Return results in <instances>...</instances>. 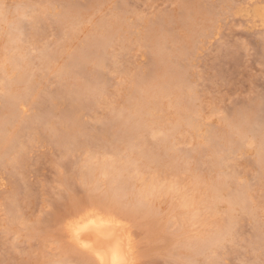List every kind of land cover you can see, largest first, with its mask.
<instances>
[{
    "label": "rangeland",
    "instance_id": "1",
    "mask_svg": "<svg viewBox=\"0 0 264 264\" xmlns=\"http://www.w3.org/2000/svg\"><path fill=\"white\" fill-rule=\"evenodd\" d=\"M4 1H0V6L8 8L5 9L8 18L12 19L16 10L22 8L28 14L23 18L21 43L29 53L28 74H31L34 87L20 104L27 121L23 117L22 120L10 116L5 119V128L4 125L0 127L2 130L7 128L5 132H11L9 135L17 130L16 144L22 155L12 151L15 156L10 152L0 162V264H54L55 261V264L59 261L60 264H81L82 257V264L88 261L70 246L63 225L66 219L92 200L95 202L98 197L105 196L101 194L105 192L106 185L101 183L100 192L95 191V198L90 202L92 196L88 197V194L91 187L81 176L85 169L83 165L90 157L94 160L112 159L114 153L111 149L115 144L123 148L124 143L122 145L118 140L121 132L115 123L109 122L108 116L111 110L115 115L122 111L127 102L133 101L134 92L131 94V91L139 90L154 77L153 48L156 45L146 38L148 31L155 29L161 34L158 40L161 44L158 43L165 54L164 64L177 77L173 91L184 93L185 100L196 104L194 107H198V114L193 117L201 122L200 130L182 128L183 131L173 138L174 149L179 157L183 154L185 158L181 159L184 166L196 168V171L188 170L182 176L179 173L177 180L186 183L193 173H199L203 185L209 179L227 174L221 178L229 185V176L237 178L235 183L241 180L244 186H249L253 199L250 206H255L252 205V211L256 214L234 206L237 207L233 210L234 216H237L232 234L226 235L222 244L206 251L203 256L189 257L187 248L179 244L185 236H177L175 229H170L177 221L173 218L175 214L171 206L179 200H175L170 191L164 195L167 192L164 190L155 197L148 196L147 200L157 215L145 216L133 211L135 216L130 214L128 218H132L128 227L133 229L135 264H264V185L260 184L256 155L259 149L256 145L261 141L258 134L264 131V18H252L255 11L264 15V0ZM19 4L21 6L17 8ZM67 9L77 10L84 22L69 41V47H65L61 59L50 61L53 72L51 69L42 71L38 68L41 53L55 51L59 44H63L58 24ZM31 16L37 17L38 21L34 23ZM109 18L115 19L121 28L110 37L105 51L102 50L97 61L89 60L82 66L68 68L69 73L65 76L66 62L86 43L88 37L85 35L96 33L100 24L110 21ZM5 29L6 23L0 22L1 49L4 47ZM5 66L7 72L11 71L10 65ZM77 83L85 88L82 93L76 91ZM21 86L14 88L21 91ZM3 95L4 91L0 89V114ZM167 102L170 98L163 100L164 108L169 105ZM172 112L174 110L170 108V114H167L174 119L176 115ZM246 113L251 117L253 137L249 133V138L242 141V152L236 148L227 149L223 143L217 144L216 149L206 143L207 135L225 131L235 115ZM73 114L78 117V132L74 138L62 137L61 125L67 115ZM104 129L107 132L105 136L102 134ZM145 135L149 148L157 145L158 138L152 137L149 129ZM198 150L202 152L197 154ZM215 156L220 157L225 174H217L212 169L211 162ZM13 157L17 161L10 165ZM170 164V161L165 162V166H161L163 169L157 167L159 170L156 167L142 169L143 172L146 170L144 176L133 180L136 191L147 193L149 184L146 183L153 176L171 177L170 168L167 169ZM131 168L129 171L133 170ZM139 180L146 183L140 185L142 182ZM232 180L230 187L235 190L236 184ZM128 189L127 186V193ZM126 196L121 198V203L115 197L105 196L107 202L110 201L108 205L104 200L103 203L109 207L107 209H114L112 206L126 203ZM222 198L217 200L218 217L225 216L228 209L227 197L225 201ZM13 216L19 219L16 226ZM195 228L203 230L202 233L208 232L206 226Z\"/></svg>",
    "mask_w": 264,
    "mask_h": 264
},
{
    "label": "bare ground",
    "instance_id": "2",
    "mask_svg": "<svg viewBox=\"0 0 264 264\" xmlns=\"http://www.w3.org/2000/svg\"><path fill=\"white\" fill-rule=\"evenodd\" d=\"M18 6L21 5H17V8ZM9 7L10 9L12 8V6ZM14 8H16V6H14ZM14 8L12 9L13 11L15 10ZM5 9L8 8L5 7ZM5 9L0 6V22L6 23V29L3 33V36L5 38L3 42L4 47L3 49H1L2 46L0 47V49L3 50V53H0V57H2V59L0 58V89L4 91V95L2 97L3 108L0 114V127L1 125H4V128L5 119L7 117L12 116L18 119L19 117H23L22 111L20 109V104L26 96V93L32 90V88L34 87V83H32L31 81V74H28V66L30 64V58L28 55L29 53L27 52L25 45L21 43L23 18L28 17V14L25 9H18L16 10V15L14 14V12H11L15 16L11 14L13 18L11 17L12 19H10L8 18V13L5 11ZM76 11L67 9L63 13V15H61L58 27L59 32H61L62 34L63 44L61 43L62 45L59 44L60 46H56L57 48L56 50L54 49L55 51L41 53V56L39 57L40 65L38 68L42 71L50 69L52 71L53 67L50 66V61H57L59 57L61 59V55L63 54L62 52H65V47L68 46L69 41L75 37L76 32L79 29L78 27L81 28V24L84 22V20L82 19L83 16H81V14ZM85 17H87V15ZM193 18H195V16ZM252 18L263 19L264 15L260 11H255ZM31 19L34 21V23L38 21V18L35 16H31ZM108 20H110V18ZM121 26L124 27L123 25ZM120 28L121 27L119 23H117V21L113 19L110 21L102 22L98 28L99 30L96 33H86L87 35H85V37H88L86 38L87 40L85 39L86 43L83 42L84 45H82V47L80 46L81 48H79L77 52L74 50L76 53L74 55L72 54L73 56L71 59L69 58L70 60H67L66 65L64 64L65 69L67 67V69L64 71V75L66 76L69 73L68 68L82 66V64H85L89 60L90 62L97 61L102 50L105 51L104 49L106 48L108 44L107 42L110 37H113V35L117 32V30L119 31ZM160 35V32L156 29L149 30L146 38L149 39L154 45H156L155 48H153V70L155 73L154 77L147 81L144 85H142L139 90L131 91V94L132 92H134L133 101L127 102L128 104L122 111L118 112V114L115 115L113 113V110H111L108 116L109 122L115 123L116 129L121 132L118 140L122 141L121 144L124 143V145L122 144L123 148L121 147V145L116 144L114 145V148H112L111 146V150L114 153H112V159L106 158L94 160L93 157H90V159L83 165V167L85 166V169L83 168L85 171L82 170L83 174L81 175L85 180L82 181L86 182L91 187L89 189L88 197L92 196L93 198H89L90 202L95 198V195L93 194L95 191H99V184L101 183H104V185H106L105 192L101 194V196L105 195L109 198L110 196H112L113 198L115 197L117 198V202L120 200V203L121 198L123 196H126L125 194H127L129 197H126L130 199L128 200L124 198L126 199L124 200L126 203L122 205L119 204L116 206H112L114 207V209H107L109 207L106 208L103 202H107L108 198H106L105 196L101 198L98 197L99 200H95V202H93L92 200L90 204H86L87 206L75 212L72 217L66 219L63 225V230L68 239V242L70 243V246L75 248L78 252L85 256L86 260L88 259V261H86V264H118V261L123 259L125 256L130 261H134L135 264L136 257L134 248L136 247H134L135 242H133V236L131 234L133 229L131 227H128V222L129 226H131V222L129 220H132V218H128H130V214L135 213L136 211L137 214L138 212H140L141 215L143 214L146 216L152 214L153 216L154 209L151 206V202H148L147 197H155L163 190V192L167 191L164 195L169 194L170 191V193L172 192L171 194H173L174 199L179 200L178 202L173 200L174 203L171 206V211L172 213L174 212L173 214H175L174 216L176 217H174L173 215L172 216L173 218H176L177 221L172 223L170 229L174 228L176 231L174 233H176L175 235L177 236L180 234L182 236H185L184 241L180 240L179 244H181L180 246L187 248L186 254L188 253L189 257H196V255L200 254H202L203 256L206 251L222 244L224 237L226 235L228 236L233 231V228L235 226L237 215L234 216L235 213L233 212V210L237 209V207L234 208V206H240V209L243 208L244 210H249L248 212L252 211V208L254 206L253 204H251V206L253 205L252 207L250 206V200L253 199H251V192H249L250 189L248 188L249 186L247 184L245 185H247L248 187L244 186V184H242V181L240 180L241 183L238 181L239 186H237L238 182L235 183L237 178L234 177L235 179H233L231 178L232 176H229L228 180H230V183L232 179V181L235 180L234 183L237 187L233 186L234 189H236H231V184L233 182L231 184L227 182V184L229 185H226L225 181L227 180H224L222 178L227 174L224 176L221 175L225 173L224 169H222L221 167V161H219L220 157L218 156H215L213 158L211 164L213 167L212 169L216 171L217 174L219 173L221 175L220 178L217 177L215 179H209L208 182H205L202 185L199 173L198 175H195L193 173V176H191L190 180L186 183L182 182L183 180L181 181V179L177 180L179 173L181 174L180 176H182L186 174L188 170H191L193 172L195 169L196 171V168L190 169L184 166V162L181 159L185 158L183 157V154L181 157H179L180 154L177 153V151L174 149L173 138L175 134H179L178 132L183 131L181 130L182 128H188L194 131L200 130L201 122L197 121L193 117L194 115L198 114V107H194V105L196 104L193 103L194 105H192V102L189 103V100H185L186 95L184 93L182 94L173 91L174 81L177 79V77L176 75L171 74L169 71L171 70V68L168 69V66L164 64L165 54L163 53V49H161L162 46L160 47L159 45V43L161 44V42L158 41L160 40ZM78 37L79 36H77V38ZM62 60L64 59L62 58ZM5 64L11 66V71L9 70L10 74L9 72H7L8 68L6 69ZM57 64H59V62ZM59 73H62V71L60 70ZM158 78L160 79L158 80ZM20 84L23 85L21 86L24 89H22L23 91H20V89H15L16 86L18 87V85ZM76 88V91L78 93H82L85 89L81 83H77ZM140 90H142V92ZM169 98L170 102H167L169 103V105L166 103L168 106L166 105L167 107L164 108L163 100ZM170 108L174 110V112L172 113L176 115H173L175 116L174 119L170 118V115H168L171 113L170 110V113H168V109ZM158 113H162V115L164 113L165 115L159 116ZM25 120L23 122L27 121ZM119 120H121L120 123L116 124L117 122H119ZM250 121L251 117L247 113L235 115L233 119L228 123V129H226L225 131H216L212 132L209 135L205 133L207 135L205 141L213 149L217 148V144L223 143L227 149L236 148L238 149V151L242 152V141L246 137L249 138V133H251L250 135H252L253 137V134L251 132L252 130L250 129ZM77 123V115H67L60 129L62 137L64 136L65 138H74L78 132ZM147 129L150 130L152 137H155L156 139L158 138L157 145L153 147L150 146V148L148 141L145 139ZM5 130H2V128H0V134L2 131V134L0 135V162H2L3 157L6 154L12 151H14L15 154L21 153V150H19L20 148H18L16 144L18 133L17 130L12 132L11 135H9L11 132L8 131V133L5 132ZM189 132H191V130ZM102 134L104 136L107 134L106 129L103 130ZM206 135H204V137ZM234 135H237L236 138H234ZM258 135L261 141L260 145H256L257 149L259 148L258 151H256V155L257 165L261 173L260 184L263 186L264 131H262ZM14 152L11 153L12 156L14 155ZM122 152L125 154H123ZM198 152L201 153L202 150H198L197 154ZM167 160L171 162L170 167L168 165L167 169L170 168L169 171L172 173V178H160L157 176H153L151 180L147 181L148 183L139 180V182H142L140 183V185L144 183L149 184V186L145 185V187L147 186V189L149 190H146V192L148 191L147 193L137 192L134 188L135 183L133 182L135 181L133 180H137L139 177H142V175L144 176L146 170L145 172H143L142 169H148L152 167L153 169L155 167V169H158L157 167L163 169L161 166L164 167L165 165L163 164H165V162H168ZM16 161L17 159H14L13 157V161H11L9 164L11 165ZM130 167H133L131 168L133 169L132 171H129ZM174 177L176 180L173 179ZM227 177L225 179H227ZM130 180H132V182ZM146 180L147 178H145L144 181ZM127 186L130 188V190L128 189L129 193H127L128 191L125 190ZM228 188L230 190H228ZM124 190L126 191V193L121 196ZM143 190H145V188ZM231 190H233L234 192H232ZM221 197H227L225 199L228 200L227 203H229L231 206L230 207L228 204V209L225 210L227 212H224L225 216L223 215L224 217L220 216V213L219 216L222 218L216 216L217 200H219ZM10 210L12 211V208H10ZM150 211L152 213H150ZM253 213L254 215L256 214V212L252 211V215ZM154 214L157 215L156 212ZM132 216L134 217L135 215L132 214L131 217ZM12 218L15 219L14 226H16V223L19 222V219L14 216ZM13 219H11V222ZM168 222L169 221L167 220V223ZM174 223H176V226ZM200 226L208 227V230H206L208 232L202 233L203 230H196L195 227ZM193 228L195 229L193 230ZM73 231L79 233V245L72 242ZM130 248L131 251H129ZM181 250H183V248ZM83 258L84 257L80 259L81 264ZM60 262L61 261H59L58 264H60ZM62 262L64 261L62 260Z\"/></svg>",
    "mask_w": 264,
    "mask_h": 264
},
{
    "label": "snow or ice",
    "instance_id": "3",
    "mask_svg": "<svg viewBox=\"0 0 264 264\" xmlns=\"http://www.w3.org/2000/svg\"><path fill=\"white\" fill-rule=\"evenodd\" d=\"M262 39H264V36H262ZM262 66H264V61H262ZM72 242L78 245L80 244L79 233L76 231H73L72 233ZM129 251H131V248L129 249ZM118 264H134V261H130L125 256L123 259L118 261Z\"/></svg>",
    "mask_w": 264,
    "mask_h": 264
}]
</instances>
